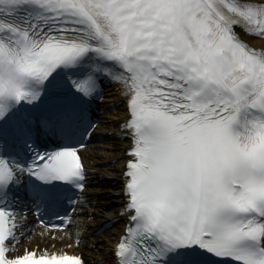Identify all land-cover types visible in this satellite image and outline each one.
<instances>
[{
    "label": "snow or ice",
    "instance_id": "1",
    "mask_svg": "<svg viewBox=\"0 0 264 264\" xmlns=\"http://www.w3.org/2000/svg\"><path fill=\"white\" fill-rule=\"evenodd\" d=\"M264 0H0V264L37 213L84 188L105 81L127 97L115 264H264ZM44 137L54 142L49 150Z\"/></svg>",
    "mask_w": 264,
    "mask_h": 264
},
{
    "label": "bare ground",
    "instance_id": "2",
    "mask_svg": "<svg viewBox=\"0 0 264 264\" xmlns=\"http://www.w3.org/2000/svg\"><path fill=\"white\" fill-rule=\"evenodd\" d=\"M255 44L264 46V41L256 40ZM106 102H118L122 98L119 94H110ZM106 105L105 107H107ZM125 103L114 111L102 115L99 120L98 133H107L101 141H95L83 150L84 158L94 175L93 185L87 192L91 195V205L84 212L83 221L86 229L66 232L44 234L40 227L34 228L32 233L22 244L28 246L39 245L58 251L64 248L67 251L81 253L91 263L105 260L104 264H113L112 247L124 229V224L119 222L101 235H95L99 227L113 217H117L122 204V174L126 161L125 152L130 143L127 140L117 139L110 131L119 130L121 121L127 117ZM76 240H80L76 245Z\"/></svg>",
    "mask_w": 264,
    "mask_h": 264
}]
</instances>
